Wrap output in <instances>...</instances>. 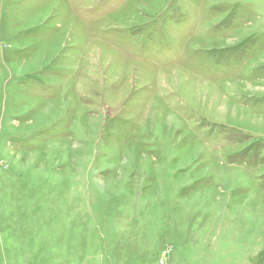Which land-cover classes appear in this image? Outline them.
Returning a JSON list of instances; mask_svg holds the SVG:
<instances>
[{
    "label": "rangeland",
    "instance_id": "obj_1",
    "mask_svg": "<svg viewBox=\"0 0 264 264\" xmlns=\"http://www.w3.org/2000/svg\"><path fill=\"white\" fill-rule=\"evenodd\" d=\"M264 264V0H0V264Z\"/></svg>",
    "mask_w": 264,
    "mask_h": 264
},
{
    "label": "built area",
    "instance_id": "obj_2",
    "mask_svg": "<svg viewBox=\"0 0 264 264\" xmlns=\"http://www.w3.org/2000/svg\"><path fill=\"white\" fill-rule=\"evenodd\" d=\"M161 262H162V264H165V258H164V259H162V261H161Z\"/></svg>",
    "mask_w": 264,
    "mask_h": 264
}]
</instances>
